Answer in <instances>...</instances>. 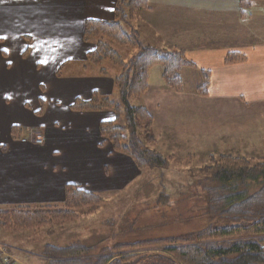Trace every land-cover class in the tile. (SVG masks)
Instances as JSON below:
<instances>
[{
    "label": "crops",
    "instance_id": "obj_1",
    "mask_svg": "<svg viewBox=\"0 0 264 264\" xmlns=\"http://www.w3.org/2000/svg\"><path fill=\"white\" fill-rule=\"evenodd\" d=\"M147 2L133 30L121 25L124 32H136L142 47L181 50L192 62L180 71L191 87L168 89L156 64L146 92L131 99L151 114L156 145L172 142L185 157V147L218 139L226 155L264 158V0L244 7L240 0ZM116 3L0 0V208L61 204L67 184L116 190L140 175L99 131L103 122L119 123L122 111L71 109L94 94L119 103L120 69L91 63L95 44L83 38L84 22L114 20ZM139 44L112 47L127 62ZM231 53L240 59L227 62ZM203 74L206 94L196 91ZM28 130L41 131L43 144L20 142Z\"/></svg>",
    "mask_w": 264,
    "mask_h": 264
},
{
    "label": "trees",
    "instance_id": "obj_2",
    "mask_svg": "<svg viewBox=\"0 0 264 264\" xmlns=\"http://www.w3.org/2000/svg\"><path fill=\"white\" fill-rule=\"evenodd\" d=\"M248 2L240 0L242 7ZM146 8L147 0H117L114 20L84 22L83 38L95 44L87 59L93 64L106 60L120 69L119 76L114 78L119 104L94 94L91 100L77 99L71 106L74 111L111 110L117 116L123 109L127 131L114 122L101 123L99 131L115 151L129 156L140 171L166 167L168 162L155 148L151 114L144 106L133 105L131 99L146 92L148 70L152 66L162 67L164 83L174 91L184 86L181 69L192 66L183 51L142 47L137 35L124 32L121 25ZM133 42L139 44L138 52L124 62L112 44L127 46ZM238 59L240 55L231 53L226 61ZM196 91L207 93L205 74ZM18 133V128H12L13 137ZM210 161V165L195 169L205 178L201 185L207 198L206 213L214 220L225 219L228 224L221 227L210 224L194 232L138 246L115 244L112 238L95 245L79 241L66 246L46 244L41 252L43 260L46 264H264V158L219 155L211 156ZM104 202L96 192L67 184L61 208H57L59 204L0 208V223L7 228L28 229L69 222L77 217V209H92ZM147 246L159 251L137 252Z\"/></svg>",
    "mask_w": 264,
    "mask_h": 264
},
{
    "label": "rangeland",
    "instance_id": "obj_3",
    "mask_svg": "<svg viewBox=\"0 0 264 264\" xmlns=\"http://www.w3.org/2000/svg\"><path fill=\"white\" fill-rule=\"evenodd\" d=\"M136 23L135 16L126 24L133 30ZM192 84L184 80L186 88ZM121 122L120 126L127 131L123 113L117 124ZM217 140L203 141L200 147H185L191 152L185 157L172 142L159 141L156 145V141L155 148L167 158L166 167L142 171L137 168L140 175L121 189L96 188V195L105 202L92 209H77V217L69 222L28 229L7 228L0 223L1 262L8 258L10 264H46L41 255L46 244L66 246L79 241L95 245L112 238L115 244L138 246L194 232L210 224L216 227L228 224L225 219L214 220L206 213L207 198L201 185L205 178L195 170L211 164L210 153L206 155L209 151L215 158L227 154L223 150L224 142ZM99 164L103 166L101 162ZM61 207L62 203L57 206ZM155 251L159 250L147 246L137 252L149 254Z\"/></svg>",
    "mask_w": 264,
    "mask_h": 264
},
{
    "label": "built area",
    "instance_id": "obj_4",
    "mask_svg": "<svg viewBox=\"0 0 264 264\" xmlns=\"http://www.w3.org/2000/svg\"><path fill=\"white\" fill-rule=\"evenodd\" d=\"M19 140L22 143L31 142L36 145H41L44 142V137L39 130H28L24 135L20 136ZM2 264H10L8 258L3 259Z\"/></svg>",
    "mask_w": 264,
    "mask_h": 264
},
{
    "label": "water",
    "instance_id": "obj_5",
    "mask_svg": "<svg viewBox=\"0 0 264 264\" xmlns=\"http://www.w3.org/2000/svg\"><path fill=\"white\" fill-rule=\"evenodd\" d=\"M0 264H2L1 260H0Z\"/></svg>",
    "mask_w": 264,
    "mask_h": 264
}]
</instances>
